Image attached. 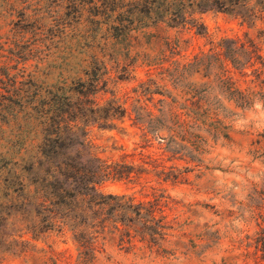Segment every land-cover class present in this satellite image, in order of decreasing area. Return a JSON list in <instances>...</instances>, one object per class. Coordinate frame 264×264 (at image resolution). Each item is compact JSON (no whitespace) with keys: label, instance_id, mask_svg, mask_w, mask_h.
I'll return each instance as SVG.
<instances>
[{"label":"rangeland","instance_id":"obj_1","mask_svg":"<svg viewBox=\"0 0 264 264\" xmlns=\"http://www.w3.org/2000/svg\"><path fill=\"white\" fill-rule=\"evenodd\" d=\"M200 22L204 34L160 23L119 44L106 25L84 20L70 24L67 45L61 44L67 48L48 80L85 79L96 61L101 69L96 104L115 100L128 114L115 129L89 130L97 155L131 172L101 184L99 191L125 196L123 204L157 205L156 219L164 225L153 238L142 228L144 221L131 215V239L125 222L119 223L116 235L100 240L93 264H264V104L240 105L214 70L198 73L193 67L197 56L219 51L223 39L245 34L257 39L264 24L251 29L218 12L200 16ZM4 25L0 18V28ZM247 73V82L235 74L237 88L249 87L252 70ZM171 113L215 116L222 132L192 129L171 139L162 130L156 136L151 129L158 124L150 119ZM1 138L0 155L13 161L40 144L38 134L20 122L3 125ZM24 239L33 250L0 251V264H79L78 246L67 229Z\"/></svg>","mask_w":264,"mask_h":264},{"label":"trees","instance_id":"obj_2","mask_svg":"<svg viewBox=\"0 0 264 264\" xmlns=\"http://www.w3.org/2000/svg\"><path fill=\"white\" fill-rule=\"evenodd\" d=\"M209 12L239 18L251 29L264 24V0L0 1V18L5 21L0 28V144L2 126L14 122L40 137L36 152L25 149L17 161L0 155V251L23 254L34 248L25 236L34 239L67 229L78 246L79 264H93L100 240L116 235L119 223L125 222L126 237L131 239L135 221L131 215L144 221L142 228L153 238L160 235L164 225L156 219L157 205L123 204L125 196L104 195L98 189L131 175L101 159L89 141L91 127L115 129L128 116L118 101L96 104L101 83L98 63L86 71L85 79L51 83L48 78L67 48L61 44L67 45L74 22L106 25L116 43L126 44L132 32L160 23L190 26L204 34L200 16ZM218 46L219 51L197 56L193 67L198 73L206 67L214 70L240 105L264 104V30H259L257 39L245 34L223 39ZM248 70L253 77L249 87L237 88L235 74L247 82ZM150 120L158 124L151 129L156 136L165 130L171 139L192 129L222 132V121L207 114L171 113ZM136 121L145 124L141 117Z\"/></svg>","mask_w":264,"mask_h":264}]
</instances>
